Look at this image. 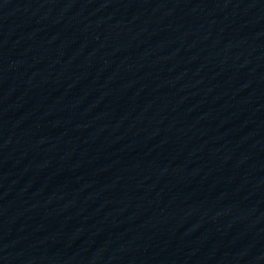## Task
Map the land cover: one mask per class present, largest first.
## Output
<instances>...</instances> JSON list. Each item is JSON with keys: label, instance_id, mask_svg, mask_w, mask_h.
Wrapping results in <instances>:
<instances>
[{"label": "water", "instance_id": "1", "mask_svg": "<svg viewBox=\"0 0 264 264\" xmlns=\"http://www.w3.org/2000/svg\"><path fill=\"white\" fill-rule=\"evenodd\" d=\"M0 264H264V0H0Z\"/></svg>", "mask_w": 264, "mask_h": 264}]
</instances>
